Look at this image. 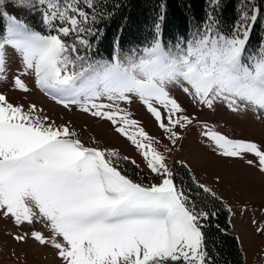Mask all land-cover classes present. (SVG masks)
Returning <instances> with one entry per match:
<instances>
[{"label":"snow or ice","instance_id":"snow-or-ice-1","mask_svg":"<svg viewBox=\"0 0 264 264\" xmlns=\"http://www.w3.org/2000/svg\"><path fill=\"white\" fill-rule=\"evenodd\" d=\"M9 2L38 13L44 31L4 11ZM219 3L209 0L213 7ZM105 15L110 14L97 10V0H0L6 22L0 82L7 80L14 57L13 91L28 94L22 77L31 76L36 89L64 109L109 124L135 147L157 182H134L120 170L129 157L87 146L70 124L57 125L35 104H14L0 92V220L13 226L8 235L17 245L32 241L50 248L58 264H209V213L175 183L165 153L183 139L181 132L198 125L218 156L245 160L264 175V145L209 129L171 90L178 88L197 108L214 111L221 104L264 121V42L254 52L246 47L257 10L242 12L230 34L209 12L202 25L167 46L161 15L150 43L121 53L117 42L109 60H95L88 55L90 37ZM136 102L172 147L158 150L161 140L125 107ZM192 182L216 198L209 187ZM256 231L264 235L259 224Z\"/></svg>","mask_w":264,"mask_h":264},{"label":"rangeland","instance_id":"rangeland-1","mask_svg":"<svg viewBox=\"0 0 264 264\" xmlns=\"http://www.w3.org/2000/svg\"><path fill=\"white\" fill-rule=\"evenodd\" d=\"M3 10L25 21H38L36 12L15 8L11 2L5 4ZM17 69L18 61L14 57H9L7 80L0 82V92H3L10 102L35 104L57 125L70 124L87 146L116 149L121 157H129L130 163L135 160L136 164L131 165L139 172L138 178L129 176L122 164L120 165L122 173L134 182L146 186L157 182L150 175L135 147L125 138L115 134L109 124L95 120L75 108L71 111L64 109L36 89L34 78L31 76L22 77L31 89L28 94L13 91L10 82ZM171 94L187 109L188 114L195 115L198 121L206 123L209 129L232 139H244L264 145V121L257 119L253 113H232L221 104H217L214 111L200 109L178 88L172 89ZM125 107L133 114V118L141 122L150 136L161 140V145L157 146L158 150L163 151L164 144L172 147L163 139L161 130L141 104L136 102ZM181 136L183 139L177 141L173 150L165 153L166 163L174 174L176 166L184 164L197 182L209 187L224 201L230 211L231 233L238 239L245 256V264H264V235H259L256 231L257 224L264 228V175L249 166L245 160L218 156L210 142L201 135V128L198 125L181 132ZM93 138L99 143L92 144ZM36 228L43 230L41 225H37ZM14 231L10 223L0 220V264H58L50 248H42L32 241L26 245H17L8 235Z\"/></svg>","mask_w":264,"mask_h":264},{"label":"trees","instance_id":"trees-1","mask_svg":"<svg viewBox=\"0 0 264 264\" xmlns=\"http://www.w3.org/2000/svg\"><path fill=\"white\" fill-rule=\"evenodd\" d=\"M253 8L257 10L258 19L250 31L247 52L256 51L264 42V0H220L215 7L209 0H97V10L110 15L98 19L94 25L97 35L90 37L93 48L88 55L95 60H109L117 49V42L121 53L150 43L154 24L160 22L161 15V35L166 46L202 25L209 12L219 21L221 31L230 34L242 12ZM36 17L38 21H24L43 32L38 13ZM5 29L6 22L0 19V36ZM121 164L129 176L139 177V172L128 160H121ZM193 178L184 164L176 166L175 183L183 186L198 208L209 213L204 228L209 264H245L238 239L231 233L229 208L217 194L213 198L199 190Z\"/></svg>","mask_w":264,"mask_h":264},{"label":"bare ground","instance_id":"bare-ground-1","mask_svg":"<svg viewBox=\"0 0 264 264\" xmlns=\"http://www.w3.org/2000/svg\"><path fill=\"white\" fill-rule=\"evenodd\" d=\"M36 254V252H34ZM42 253V252H41ZM52 264V263H51Z\"/></svg>","mask_w":264,"mask_h":264}]
</instances>
